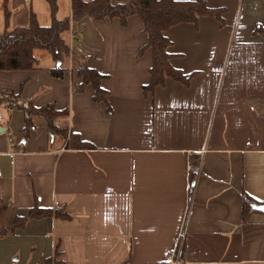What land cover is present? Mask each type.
Returning a JSON list of instances; mask_svg holds the SVG:
<instances>
[{
  "label": "crops",
  "instance_id": "crops-1",
  "mask_svg": "<svg viewBox=\"0 0 264 264\" xmlns=\"http://www.w3.org/2000/svg\"><path fill=\"white\" fill-rule=\"evenodd\" d=\"M123 1V0H116ZM201 16L164 34L171 64L193 75L143 91L152 62L138 15L71 22L58 64L34 51L30 70H0V91L66 114L55 124L0 106V228L35 202L69 217L29 218L0 237V264H264V213L242 220L241 194L264 203V0H206ZM57 0L58 18L70 15ZM50 20L47 0H0V32ZM104 75L107 102L75 86L79 58ZM65 68L61 77L50 69ZM196 162L191 178V163ZM192 186V189H191Z\"/></svg>",
  "mask_w": 264,
  "mask_h": 264
},
{
  "label": "trees",
  "instance_id": "trees-1",
  "mask_svg": "<svg viewBox=\"0 0 264 264\" xmlns=\"http://www.w3.org/2000/svg\"><path fill=\"white\" fill-rule=\"evenodd\" d=\"M50 8V23L41 25L34 12L30 11L29 21L26 25L9 27V11L5 8V29L0 32V70H30L35 67L36 49L49 51L53 59L61 61L63 55L69 53L66 38L69 34L71 22L79 21L85 17L102 20L105 18H117L122 26L127 23L128 17L138 15L143 24V32L147 35L144 46L140 53L149 48L152 53V62L148 69L149 79L143 85L144 92H150L155 87L162 85L167 77L183 84H188L193 75L184 73L174 67L171 62V54L167 48L171 44L170 39L164 31L179 23L196 24L201 16H213L221 24L224 22L223 7H209L206 0H70V15L58 18L57 0H47ZM254 33L264 32V25H256ZM65 68L60 65L50 69L51 75L61 77ZM77 75L80 82L75 86L77 91H82L86 85L93 88V100L107 102V91L101 87L104 75L86 63V57L79 58ZM9 109H19L24 114L23 130L27 135L28 130L34 128L33 116L43 118L50 131L67 138L66 145L69 148H89L92 145L83 141L77 133L68 132L67 128L58 127L54 120L60 115L66 114V110H58L52 105L35 106L30 100H23L19 92L11 89L0 91V106ZM196 162L191 163L190 176L193 178ZM192 189V186H191ZM242 220L246 221L249 215L256 210L252 203L262 202L253 199L242 192ZM69 217L61 209L42 208L38 202L29 208L26 215L16 217L13 223L6 228H0V237L8 230L20 227L29 218H40L47 216Z\"/></svg>",
  "mask_w": 264,
  "mask_h": 264
},
{
  "label": "rangeland",
  "instance_id": "rangeland-1",
  "mask_svg": "<svg viewBox=\"0 0 264 264\" xmlns=\"http://www.w3.org/2000/svg\"><path fill=\"white\" fill-rule=\"evenodd\" d=\"M61 6H67L68 7V0H61ZM49 14H50V9H49ZM46 21V23L47 24H49L50 23V20L49 19H46L45 20ZM43 25H45V24H43ZM37 51V53L39 54L40 52H44L45 54H49V51H47V50H45V49H36ZM59 61V60H58ZM58 61H56V62H58Z\"/></svg>",
  "mask_w": 264,
  "mask_h": 264
},
{
  "label": "water",
  "instance_id": "water-1",
  "mask_svg": "<svg viewBox=\"0 0 264 264\" xmlns=\"http://www.w3.org/2000/svg\"><path fill=\"white\" fill-rule=\"evenodd\" d=\"M57 63L59 64L60 62L58 61ZM50 134L53 135V132L51 131ZM252 208L264 213V203L261 204L252 203Z\"/></svg>",
  "mask_w": 264,
  "mask_h": 264
},
{
  "label": "built area",
  "instance_id": "built-area-1",
  "mask_svg": "<svg viewBox=\"0 0 264 264\" xmlns=\"http://www.w3.org/2000/svg\"><path fill=\"white\" fill-rule=\"evenodd\" d=\"M262 139H263V142H264V133H263ZM171 262H172V264H178L176 259L171 260Z\"/></svg>",
  "mask_w": 264,
  "mask_h": 264
}]
</instances>
